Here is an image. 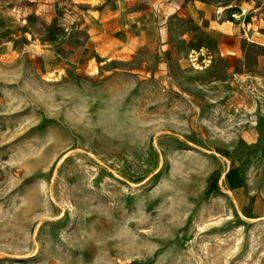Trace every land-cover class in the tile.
<instances>
[{"label": "rangeland", "instance_id": "374dc122", "mask_svg": "<svg viewBox=\"0 0 264 264\" xmlns=\"http://www.w3.org/2000/svg\"><path fill=\"white\" fill-rule=\"evenodd\" d=\"M263 110L264 0H0V264H264Z\"/></svg>", "mask_w": 264, "mask_h": 264}, {"label": "crops", "instance_id": "0c3cea01", "mask_svg": "<svg viewBox=\"0 0 264 264\" xmlns=\"http://www.w3.org/2000/svg\"><path fill=\"white\" fill-rule=\"evenodd\" d=\"M241 174V168L236 167L234 172H232V174L230 175L231 181H236V179H238L239 175ZM237 175V176H235Z\"/></svg>", "mask_w": 264, "mask_h": 264}, {"label": "bare ground", "instance_id": "6f19581e", "mask_svg": "<svg viewBox=\"0 0 264 264\" xmlns=\"http://www.w3.org/2000/svg\"><path fill=\"white\" fill-rule=\"evenodd\" d=\"M263 111H264V110H263ZM161 258H162V256H161ZM161 258H160V260H161ZM160 260H159V261H160ZM162 260H163V258H162ZM157 263H158V262H157ZM159 263H161V262H159Z\"/></svg>", "mask_w": 264, "mask_h": 264}]
</instances>
